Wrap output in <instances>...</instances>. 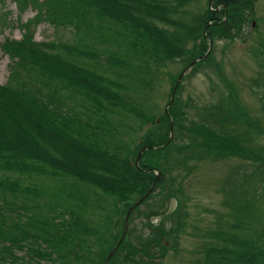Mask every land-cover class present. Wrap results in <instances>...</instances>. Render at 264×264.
<instances>
[{
    "label": "trees",
    "instance_id": "16d2710c",
    "mask_svg": "<svg viewBox=\"0 0 264 264\" xmlns=\"http://www.w3.org/2000/svg\"><path fill=\"white\" fill-rule=\"evenodd\" d=\"M8 1L0 0L1 32L19 27L23 33L20 40L4 37L0 42V49L10 58L8 81L5 85L0 84V264H40L44 260L46 264H105L96 259L101 253L95 252L88 242L93 237L89 218L83 213L93 205L88 196L83 195L80 202L73 204L74 208L65 207L60 212L50 203L49 217L32 214L30 201L43 197V191L38 184L32 186L31 183L45 176L72 177L94 187L104 196L127 201L124 210L127 214L153 185L155 175L143 170L151 168L149 162L143 164L145 154H155L157 160L169 163V168L161 167L166 177L170 168L176 169V157L172 152L179 153L180 161L187 165L193 161L217 163L228 158L253 165V170L242 176L245 183L238 182V176L233 172L234 183L229 182L233 190L224 188L229 198L223 204L233 218L224 227L229 228L237 222H246V225L240 228L233 225L235 231L229 233L222 230L219 218L217 228L209 237L210 241L217 240L218 245L214 246V242L205 247L204 262L264 264V229L258 230L252 220L261 215L264 221V146L257 143L260 135H264V127L249 120L236 89L229 85L223 73L220 75L228 87V94H222L214 106L210 124L188 121L186 125L188 118L178 97L183 83L169 108L176 140L178 129L181 135L190 133L197 139L191 138L190 145L175 144V150L169 148L170 144L158 150H148L141 158V169L136 165L138 154L145 145L163 146L170 137V116L164 111L163 117L158 118L160 121L155 122L154 116L142 113L141 108L145 109V106L137 98L140 87L144 86L146 91L149 89L144 78L148 67L146 61L153 60L160 66L164 58L170 62L185 60L187 67L200 59L190 72L194 73L213 59L214 48L209 58L202 60L209 49L208 39L233 41L241 37L243 29L256 21L259 0H212V6L207 0L208 8L199 17L195 14L189 16L186 7L190 0H11L19 14L29 9L36 14L34 20L27 22H21L19 18V22L12 20ZM42 22L55 28L72 27L84 38L91 36L106 43L114 41L122 48L117 55L108 51L101 54L93 49L85 53L80 49L85 44L76 46L57 40L39 42L35 28ZM31 26L35 27L34 32ZM183 29L192 39L193 48L190 50ZM123 38L125 41L121 40ZM80 60L98 61L96 67L101 70L114 69L117 80L97 73L90 66H81ZM250 88L264 110L263 73ZM74 89L87 101L84 105L89 107V113L85 120L63 114L62 105L66 103L62 91ZM131 93L137 96L131 97ZM117 111L138 119L145 115L142 126L147 122L157 126L155 141H142L135 147L133 141L123 157L110 153L109 142L102 143L101 139L111 140L117 135L110 118ZM129 131L134 132L135 128ZM185 153L191 157H185ZM185 169L187 173L193 170L189 166ZM163 182L156 184L142 205L154 197L155 190ZM68 196L71 198V194ZM66 209H70V219H66ZM235 216L242 220L236 221ZM148 225L153 233L151 238L144 240L140 237L132 247L128 243L131 234L128 231L125 243L118 247L112 260L120 259L126 264H154L156 258H164L169 248H177V242L169 247L158 242L163 237L168 242L172 238V229H164L163 224ZM238 232L254 233V236L245 237ZM101 241H107L102 234ZM42 246L47 247L43 249ZM115 246L112 243L108 248L104 244L106 258ZM120 252H125L123 258ZM112 260L108 264H113Z\"/></svg>",
    "mask_w": 264,
    "mask_h": 264
},
{
    "label": "rangeland",
    "instance_id": "374dc122",
    "mask_svg": "<svg viewBox=\"0 0 264 264\" xmlns=\"http://www.w3.org/2000/svg\"><path fill=\"white\" fill-rule=\"evenodd\" d=\"M207 8V0H190L186 10L189 16L195 14L199 17V15L204 14ZM8 9L11 11L12 20L16 22H19L17 18L21 22H27L29 19L34 20L36 16L30 9L22 15L19 14L16 5L11 0L8 1ZM1 11L0 9V14L2 13ZM255 15L256 26L254 29L253 25L250 24L243 29L242 36L233 41L227 39L216 40L213 43V59L202 65L200 69L195 70L194 73H190L183 80V87L178 97L179 105L188 118L185 122L186 125L188 121L199 124L211 123L210 113L214 111V106L218 104L222 94H228V87L220 75L223 73L229 85L236 89L240 103L249 115V120L252 123H261L264 127L263 106L250 88L253 81L260 78L261 73L264 74V0H259ZM112 27L117 28L116 26ZM31 28L34 32L35 27L31 26ZM1 31L2 28L0 27ZM74 31L72 27L55 28L49 23L42 22L35 28V36L36 40L40 42L57 40L64 43L69 42L76 46L85 44L86 46H81L80 48L85 53L95 50L101 54H105L108 51L110 53L115 52V55H117L122 48L114 41L106 43V41L91 36L84 38L79 32ZM22 33L23 31L19 27L7 28L0 33V42L4 40V37L21 39ZM182 34L185 35V43L188 50L192 49V39H190L189 32L183 29ZM121 40L125 41L124 38ZM162 60H160L161 62L159 61L161 63L160 66H157L153 60L146 61L148 67L145 68L146 74L144 78L147 80L145 85H148L147 88L149 89L146 91L144 86L140 87V95L137 97L145 106V109L141 108L142 113L148 112V114L154 116L155 122H159L158 118L163 117L164 111L170 102L169 100H171L174 84L186 67L185 60L171 62L168 60L164 61L165 58ZM102 62H105V59ZM80 63L81 66H90L92 69H96L97 73L117 80L115 70L109 68L105 70L98 69L96 67L99 63L98 61L88 62L80 60ZM9 64V56L0 49L1 85H5L8 81L10 75ZM105 72H109V74ZM62 96L63 102L68 105H62L63 114L66 116L68 113L75 119L82 118L85 120L86 115L89 113V107L87 106L88 108H86L84 105L87 104L84 96L76 89L62 91ZM130 96L136 97L137 95L131 93ZM182 106L185 108H182ZM110 118L111 125L117 129V135L111 140L101 139L102 143L105 141L109 142L110 147L106 148H108L110 153L114 152L123 157L131 142L134 141L133 147H135L137 144L140 145L142 143L140 140L145 143L147 140L149 142L155 141V133H158L157 126L147 122L143 124V127V120H146L145 115L138 119L125 113L118 114L117 111L115 114L110 115ZM130 128H135V131H129ZM171 128L174 130V120ZM119 129L120 134L118 133ZM191 138L193 140L197 139L190 133L181 135L178 129L177 140L173 133V140L169 148L175 150L174 145L177 144L179 146L181 143L190 145L192 142ZM257 143L259 146H264V135H260ZM152 146L143 151L142 157L147 150H158L161 148V146ZM172 156L176 157L174 159L176 169H169L170 172L166 175V181L163 182V185L157 187L154 197L143 205L141 204L135 214L129 218L128 231L131 234L128 237V243L132 244L133 247L140 237L144 240L151 238L153 233L148 228V224H153L154 226L163 224L164 229H172L173 231L172 238L168 239V242H171V244L174 242L178 243L175 246L177 247L176 249L169 248L167 250L162 261L163 264H205V247H209L215 242L214 239L210 241L209 237L211 231L217 228V220L219 218H221V223L223 224L222 230H227L229 233L235 231L232 227L233 225H237L238 228L241 225L243 227L246 225V222L235 223L242 220L235 216L237 219L234 222L235 224H231L229 228L224 227L228 222L233 221V218L228 215L230 213L229 209L223 204V201L229 198L228 192H225L224 188L226 186L230 191L233 190V186L229 185V182L234 183L231 178L233 172H236L235 176H238V182L245 183L242 176L244 173H250L253 170V165L250 162L236 158H228L217 163L213 161H202L200 163L193 161L187 165L180 161L179 153L172 152ZM185 157H191V155L185 153ZM146 162L151 165V168L146 170L154 171L155 174H158L157 171L163 172L161 167L169 168V163L157 160L155 154H145L143 164ZM188 166L193 168L190 173H187L185 169ZM37 184L38 188L43 191V197L33 198L30 201L32 214H46L49 217L50 209L52 208V205H49L50 203L58 208L57 212H60L65 207L71 206L74 208L73 204L80 202L84 198L83 195L88 196L93 204L83 211L84 215L89 218L90 229L93 232V237L89 238L88 242L92 248H95V252L101 253L96 258L100 263L107 262L109 258V256L106 258L107 256L103 252L105 243L108 248H110L112 243L115 245L119 241H121V245L125 243L123 223L125 225L127 217V214L124 213L127 201H120L116 196H104L102 192L94 187L82 184L75 178L67 176H58L56 178L45 176L31 183L32 186ZM69 194H71V198L68 196ZM59 202L62 203L59 205ZM82 206L86 208L85 204ZM68 210L70 209H66V219H70ZM252 220L255 221L258 230L264 229L263 216L259 215ZM250 223L253 225L252 221ZM98 231L107 239L106 242L101 241V234ZM238 233L245 237L254 236V233ZM82 238L84 237L82 236ZM158 242H162V239ZM165 245L169 247L168 244ZM216 245H218L217 240L214 246ZM42 247L45 249L47 246ZM119 255L123 258L125 252H120ZM105 259L107 260L105 261ZM111 260L112 258L108 263ZM112 262L115 264H126L120 259L112 260ZM46 263V260L40 262V264Z\"/></svg>",
    "mask_w": 264,
    "mask_h": 264
},
{
    "label": "water",
    "instance_id": "95a60500",
    "mask_svg": "<svg viewBox=\"0 0 264 264\" xmlns=\"http://www.w3.org/2000/svg\"><path fill=\"white\" fill-rule=\"evenodd\" d=\"M206 32H207V30H206ZM209 53H210V50L208 51V54L204 57V59H206L207 57H208V55H209ZM198 62V60H195L190 66H188L186 69H185V71L179 76V78H178V80H177V83H176V85H175V87H174V90H173V93H172V97H171V101H170V104H169V106L173 103V101H174V97H175V94H176V91H177V89H178V87H179V85L181 84V82H182V80H183V78L185 77V75H186V73L196 64ZM169 106L167 107V114H169L168 112H169ZM139 162V161H138ZM138 162H137V164H138ZM131 211L132 210H130L129 212H128V214H127V217H126V222H125V231H124V235H123V237L125 236V234H126V232H127V228H128V219H129V216H130V214H131ZM121 241H119V243H120ZM114 251L115 250H113L112 252H111V254H110V257H109V259L112 257V255L114 254Z\"/></svg>",
    "mask_w": 264,
    "mask_h": 264
}]
</instances>
